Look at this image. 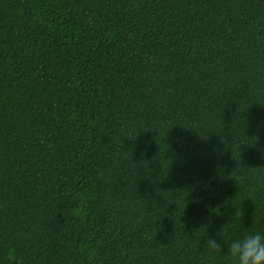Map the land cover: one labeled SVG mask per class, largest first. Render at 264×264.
<instances>
[{"label": "trees", "instance_id": "1", "mask_svg": "<svg viewBox=\"0 0 264 264\" xmlns=\"http://www.w3.org/2000/svg\"><path fill=\"white\" fill-rule=\"evenodd\" d=\"M264 230V0H0V264H235Z\"/></svg>", "mask_w": 264, "mask_h": 264}, {"label": "clouds", "instance_id": "2", "mask_svg": "<svg viewBox=\"0 0 264 264\" xmlns=\"http://www.w3.org/2000/svg\"><path fill=\"white\" fill-rule=\"evenodd\" d=\"M204 244L211 251H222L226 245L227 253L235 264H264V230L223 239V244L215 235H207Z\"/></svg>", "mask_w": 264, "mask_h": 264}]
</instances>
